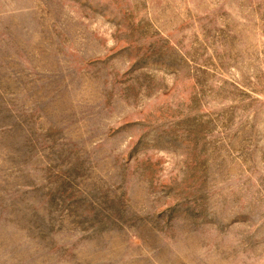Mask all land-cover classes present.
<instances>
[{
  "label": "rangeland",
  "instance_id": "1",
  "mask_svg": "<svg viewBox=\"0 0 264 264\" xmlns=\"http://www.w3.org/2000/svg\"><path fill=\"white\" fill-rule=\"evenodd\" d=\"M0 264H264V0H0Z\"/></svg>",
  "mask_w": 264,
  "mask_h": 264
}]
</instances>
